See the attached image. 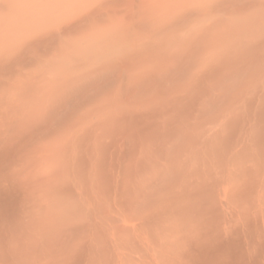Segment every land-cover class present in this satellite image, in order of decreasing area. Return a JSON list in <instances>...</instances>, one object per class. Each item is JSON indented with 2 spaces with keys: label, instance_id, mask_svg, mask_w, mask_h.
I'll list each match as a JSON object with an SVG mask.
<instances>
[{
  "label": "rangeland",
  "instance_id": "374dc122",
  "mask_svg": "<svg viewBox=\"0 0 264 264\" xmlns=\"http://www.w3.org/2000/svg\"><path fill=\"white\" fill-rule=\"evenodd\" d=\"M226 51H229L228 53L231 52L233 55V68L230 69V67L228 69L230 70L228 73L221 72L222 74L215 75L214 80L211 79L201 81L199 87L195 89L196 80H194V77L202 73L199 72L200 69L206 64V62H209L210 59L214 60L216 57L217 59H222L225 57L227 54ZM187 53H195L193 54L195 55V59L190 60L192 64L190 63V66L184 69L185 71H183L180 75L173 77V79H168L163 75H157L159 74V71L169 67V65L172 68L173 65L171 64H174L173 61L176 63L181 55L183 56ZM181 59L185 58L183 57ZM186 59H188L187 56ZM175 66L176 65L174 64V67ZM150 72H155V75H157L156 80H153L151 83H143L142 80L147 78ZM89 88L91 90L90 94V90H88ZM86 91H88V93H85ZM79 92L81 93L79 94ZM194 93L195 98H197L196 100L194 99L195 103L191 100V95ZM78 94L79 96L77 97ZM81 94H87V96H83ZM196 95H198V97ZM193 97L194 96L192 95V98ZM71 101L72 103H70ZM191 101L194 103L191 104L193 105L192 107L189 104ZM180 103L185 104L183 109H188L187 104L190 105V109H182L184 112H182V110L179 112L177 110L178 108L172 110L174 105H179ZM18 107L22 110L19 111ZM36 107H38L39 109L37 108V110H41L42 113L44 110V114L47 113L46 111H48L49 108L53 107L51 108V111L54 115L56 114L55 109L59 108L57 112L59 118L57 115L56 117L53 115L56 120V124H60H58L54 135L51 136L53 141L51 140V142L48 140L50 139V136H45L44 138H41L44 139L45 142L43 141V146L40 144V147L44 148L45 151L46 148L49 147V150H51L50 148L52 147V151H54L53 154H55V151L58 149H61V151L63 150L64 154L59 151L60 153L57 154H60L61 156L55 155V157H59L57 159L59 162L62 160L66 161H62V163L59 164L62 166L60 168L58 165L59 162H56L57 160L54 158V161L56 162L54 165L56 164L57 166V168H55L56 166H53L54 171L57 169L59 170V168L61 170V173L56 172L57 174H54L53 169L51 170L52 167H50V165L53 163L51 161H49L50 163H41V158L40 161H36L35 165L31 162L33 161L32 159L31 161L25 159V161L22 162L21 167H28V172L35 174L33 176L37 177V179L39 177L42 178V176L45 178L49 177V180L46 179L47 181L42 178L46 182V186L48 181H51V177L56 175V177H58V173H60L58 179L53 177L59 181L58 184L60 183V185L58 187H61L62 184L65 183L66 186L68 184V188H65L64 193L60 194H68V191L65 192L66 189H69L70 194L76 189L80 190L76 184H79V180L82 176L87 175L86 178L90 193L86 196L84 194L83 196L86 197L88 202L86 203L87 200L80 195L82 194L81 190H77L76 193L78 194V192H81L78 195L81 199L83 197V199L86 200L84 201V205L82 204L83 199L82 201L80 198L78 199V195L75 193L73 194L76 196L68 194L71 199L77 201L79 200L81 203L78 202L80 204L77 205V202L71 200L70 197L67 196L71 201H73L71 202L68 200L69 204L66 203V209L70 212L72 211L69 213L71 215L67 214V218L70 217L71 219L72 215L76 217V213H79L80 211L76 218H82L81 221L79 220L81 223L86 221L84 218H88L86 215H89L92 210L95 215H104L110 211V205L113 198L115 199V193L114 190L107 191L105 189V187L107 188L106 185L108 183L105 187H103V184L106 183V181H100L101 178L107 180L109 182L108 185L110 186L119 183V187L123 186V188L121 187L119 189V193L121 195H119V198H122L123 200L127 198L126 201H132V199L135 198V187L138 185H152L153 183L156 184L159 182V184L166 183L164 184L166 186L168 185L167 183H170L172 180V182H174L175 178L176 181H179L182 179V176H184L182 181L186 177H188L186 180L189 181L190 178H194L192 177L193 175L189 178V175L193 172L191 165H193V163L194 165L200 163L202 166L198 168L195 165V170L198 169L200 171V169L203 168L202 171H204V167H206L208 170H205V172L201 171L203 174H205L206 171L207 173L210 172L209 170H212L213 172L215 170L217 171L216 176L215 172L214 175L211 172L215 178L217 177L216 179L213 178L215 179V183H213L214 180L211 179L213 176L210 174L211 176L209 180L212 181L209 182L213 185L215 184L214 186H210L211 194H216L213 192L215 191L213 188L219 189L215 186H219L220 189L223 188L222 190L225 194V186L223 187L222 185L228 183V178L231 180H229V183L226 185L234 187V189H238V187L242 185L241 181H243L239 178H242V176L245 177V174L246 176L248 174L249 177V174L251 173H247V171H249L254 164L251 163L252 160L260 155H263L264 160V141H262L264 139V0H0V111H3L4 113L9 110V112H5L6 116L9 117L6 119L8 122H3L5 125H11L13 123L15 126L18 124L16 120L20 119L22 114H24L22 117H25L26 115L25 118H31L33 116L37 117L36 114H41V112L36 111ZM60 107L63 108V110L60 109ZM72 107L75 110L72 109ZM25 108H31L32 111L28 109L31 113L35 110V114L33 112V115H30L28 110ZM45 108L48 109L45 110ZM14 109H16V111ZM60 110L63 111V113H61L62 116L59 114L61 112ZM70 110L72 113L69 112ZM12 111L15 113H12ZM1 113L2 112H0V116H5ZM11 114V118L16 115L18 118L15 117V120H12L10 118ZM40 114H37L39 115L38 117H40ZM63 114L65 115L63 116ZM132 115L137 117L139 121H143L142 125L145 127L142 128L143 126L141 125L142 127L140 130H135V128H138L140 125L138 126V124H135L138 127L135 125H133L134 127L128 125L126 123V119ZM41 116L43 115L41 114ZM61 117H64L62 121ZM122 118H125V120H122ZM227 119L228 121H226ZM0 121L2 120L0 119ZM11 121L12 123H10ZM57 121L59 122L57 123ZM224 121H226L225 123L230 126L227 125V127L225 123L223 124ZM229 121H231V124L228 123ZM254 123L257 124L255 127H253ZM258 123L261 124H259L261 128H258ZM220 125H225L223 126L225 129L222 126L220 128L224 129L221 130L223 133L218 131ZM235 125L238 126L236 127ZM3 127L6 126L3 125ZM131 127H133L134 131ZM240 128L242 130L241 133ZM245 130L246 132H249V134H246ZM227 131L230 132V135ZM244 133V138L242 137L240 139V135L242 136ZM254 133L255 135L258 133V136L262 135V140L261 137L259 139L258 136L257 138L254 136V138ZM218 134L220 135L219 138L224 137L222 139L220 138V140L225 142L223 145L222 142L217 141L218 146L225 151H222L216 146V148L220 149L218 156L221 157L222 154H224V156L227 157V160H230L228 155H234L235 158L232 157L231 159L233 162L230 161L232 162V164L230 163L232 166L228 161L226 162V157L224 156L218 158L217 161L213 160L214 158L217 159V156H213L217 155L214 151L218 149L215 148L216 143L214 144V142L217 139L219 140V138L216 137ZM233 134L234 136L236 135L235 138ZM250 134H252V136ZM237 135H239V144L240 140L241 144L244 143L243 140H245L247 147L246 150H249L245 152L248 154L252 153L251 157L249 155H244V151L240 153L237 152ZM246 135L250 137V140H247L248 136ZM232 136L233 140L235 139L233 141L234 143L231 141ZM194 138L198 141V145H200L199 150L198 145L196 150L195 147L193 148L195 150L194 152L197 151L194 154L196 155L200 153V156L198 155L199 157L205 156L202 159L198 158L202 162H206L204 163L205 166L199 162V160L197 161L199 163L191 162V160H194L193 156H195L191 151V146L190 151L192 153L189 152V150L186 151L187 148L181 149L183 151L185 149V153L179 149L183 147L186 141ZM226 138L230 139H228V142L230 143L226 142ZM161 139H167V142L165 141L167 148H164V150L167 149L169 152L172 149L178 150L173 151L172 154L166 150V152H163V149L161 150L158 145V142L163 143V141H160ZM224 139H226V141ZM255 140L256 142L258 141V143L261 142L259 145H262V151H260L261 147L258 143L253 144ZM40 141L37 140L36 143ZM96 141L98 145L95 144ZM250 141H252V144H250ZM219 144H222L223 147H225L222 148V145L220 146ZM248 144L252 145L250 149L248 148L250 147ZM156 145H158V147ZM205 145L206 149H204ZM230 145L232 146L230 147ZM255 145L259 147L258 150L261 154L259 151L254 150L258 148ZM149 146L156 151L160 149L163 154L166 153L164 154V159L168 158L167 154L172 155L174 158V156H178V152H182L179 155H190V158L192 157V159L188 157L187 160L186 157V162L183 161L185 160L183 155L180 156V159L183 158L181 161L182 165L179 162V158H174V160L178 159V163H180L179 165L182 166L180 167H184V169L186 168L183 166V163L185 162L184 164H187V161H189L187 167L189 166L190 168H187L185 171L182 169V172L178 171L182 173V176L180 177L179 174V176L175 177L174 173H171L172 170L170 173L167 172L170 170H168V168L171 166H166L163 163L168 161L169 158L167 160L163 159L164 161L162 160L161 162L159 159H162L163 156L162 158L156 157V159L158 158L157 161H159H156L158 163V167H160L162 163L164 167H160L159 169L157 167L153 172L157 177L154 176L152 173L154 169L152 157L155 154L151 152L146 153ZM187 146L188 149H190L189 145ZM40 147H38L39 149H37V152L39 150L42 156L41 151L43 149H40ZM53 147H55V150ZM63 147H66L64 148L66 151ZM231 148H235V152ZM252 148L254 149L252 150ZM228 149L231 153L228 152ZM49 150L46 151V155H48V153H52H50ZM92 150L97 153L89 160ZM204 150H206L205 153ZM250 150L254 152H251ZM45 151L43 154H45ZM64 151L69 156L74 157L83 151L84 154H80L83 155L81 157H84L83 160L85 161L82 162L81 159V161H78V159L76 161L72 157L73 161L75 160L73 163H78L79 166L78 164H74V167L71 166L68 170L71 164L69 161V163H66L68 159H66L67 155ZM160 151H157L156 156L157 154H160ZM221 151L223 152L222 154ZM174 152H177L178 154L176 153L177 155H174ZM232 152H234V154ZM255 152H258L259 154H255ZM123 153H125V155H123ZM189 153L193 155L191 156ZM207 153L208 155L213 154V156H206ZM201 154L203 156H201ZM257 154L258 156H256ZM239 155L242 157L248 156V158L245 160L246 158H241ZM252 155L256 157L253 158ZM158 156L161 157L160 155ZM237 156L238 158L240 157V159L236 158ZM96 157H99L102 163L101 169L99 170L100 172H97L100 174H97L96 172H93L94 174H92L89 169L94 165ZM172 157H170L171 160H173ZM260 157L256 158L261 162L260 165H258L260 169H258V167L256 169L257 171L259 170L257 172V176L259 173L264 171V166H262L264 162L262 163V156ZM205 158L206 160H203ZM195 159L197 160L196 157ZM208 159L211 161L208 162ZM220 159L225 160V162L222 160L225 164L222 161L219 162ZM234 160H236L237 163ZM237 160H239V163ZM242 160L246 162H243ZM213 161H216V163ZM255 161L256 164L254 165L257 166L259 161ZM29 163L31 164L30 166H28ZM170 163L172 165V161H170ZM209 163H211V165ZM220 163L224 164L222 169L220 166L222 167L223 164L220 165ZM226 163L228 164L226 165ZM241 163H243V166L245 163H247L246 165L251 163V166L249 169L245 170L244 168H246V165L243 167L241 166ZM179 165L175 166L178 167ZM207 165L210 166L207 167ZM216 165L218 167H216ZM229 165L231 167H229ZM234 165L237 170L233 167ZM213 166L214 169H209ZM225 166H227V168ZM239 166L243 167L242 170ZM13 167L19 169L21 173H23L20 166ZM32 167L34 171H32ZM165 167H167L165 169V173H167L166 177L168 178V182H164V180H166V177L165 179L163 177L164 175L161 179H159L162 174H165L163 172ZM161 168L162 172H160V175L156 170L161 171ZM171 168H173V166ZM215 168H219V170L221 169L222 172H218V169ZM229 168H231V171ZM261 168L263 169L261 170ZM223 169H225L224 171H226V174ZM253 169L255 170V168ZM64 170L65 173H63ZM67 170L70 171V173L67 172ZM176 170H179V167ZM189 170H191V172ZM198 170L194 171L192 174H195V172L199 174ZM232 170H236V172L239 171L240 174L238 172V175H236V173L234 174ZM254 170L253 173H251L252 175L250 174V177L256 174L254 173ZM173 171L175 172L174 169ZM241 171H244L245 174L242 175L243 173L241 174ZM51 172H53V176H50L52 174ZM76 172H78V174ZM82 172L85 174L88 172L90 177H92V174L94 178L92 177L93 179L90 180V177L88 178L89 174L85 175L83 173L80 175ZM185 172L188 176L183 175ZM232 172L234 176L236 175L235 177H232ZM219 173H221V175ZM169 174L172 176L174 175V179H172V176L170 177ZM98 175L100 176L98 177ZM151 175L153 176L151 177ZM199 176L204 177L202 174H199ZM220 176L221 179L218 178ZM257 176H253L256 177L257 181L255 178L251 177L255 184L260 182L259 178L261 179V176H259V178ZM106 177H108V179ZM150 177L151 179L153 178V180H151ZM177 177H180V179L177 180ZM248 177H246L247 180ZM60 178H68V181L66 180V182ZM162 178L164 180H162ZM222 178H224V180ZM42 179L41 181L37 180L38 183H43ZM83 179L84 181L86 180L85 177H83ZM219 179L224 183L220 182ZM232 179H235L238 185L236 181L233 184ZM94 180L99 183L94 182ZM247 180L242 183H249L250 180ZM57 181L52 179V185ZM63 181L64 183H62ZM217 181L222 183V187ZM172 182L170 184L174 185ZM239 182L241 185H239ZM94 183L96 185L102 183V185L100 184L101 186L98 185V187L100 186V191L97 190L99 192H97L96 195L91 192V188ZM70 184L72 186H70ZM155 184L154 186L148 187V189L153 188V191L149 189L152 192V198H158L160 196L158 191H161V194L163 190L164 192L161 194V197L162 199L168 197L166 198L168 200L170 196H167L165 193L169 190L160 188L159 186L161 185L159 184H157V187L159 188H154ZM180 184L181 183H179V185ZM43 185L40 186L41 195L38 200L40 207L42 205L44 206V203L48 205L49 200L53 198V193L51 191L50 195L49 193H47V195L43 192V190L47 188L43 187ZM55 185H57V183ZM164 185L161 187L165 188ZM74 186L76 187L74 188ZM111 187L108 186L110 189ZM154 189L155 191L157 190L155 193ZM220 189L217 191L220 192V194H223ZM136 192L139 194L138 190ZM210 193L207 194L208 196H205V198L209 199V195L212 196ZM184 194L185 193L182 195ZM231 194L232 192H230V195ZM153 195H157L158 197ZM163 195H166V197ZM219 195L216 194L214 197L212 196L213 198L211 197V200L214 199L217 202V200L221 197V195ZM228 195L229 194L225 195L226 198H223L224 196L222 195L220 199L221 202H219V204L222 203L224 206H228L229 201H224L225 199H228ZM59 196L57 201L60 200L61 203L60 201H56L57 203L54 202V206H57L59 203H64L65 199L63 198L65 195H61L60 198L63 196L61 199ZM122 196L126 197L123 198ZM172 196L176 195L174 194ZM236 196L237 197L234 198L235 195H231L229 197V200L231 198L230 202L237 200L238 195ZM241 196L243 197V195H240L239 197ZM67 197L65 198L68 199ZM119 198L117 199L119 200ZM154 198L153 201L151 200V203L155 201ZM195 198H197V196ZM122 199L121 201L119 200V202L122 203ZM190 199L196 200L191 197ZM197 199H201V197L198 196ZM211 200H209V203H211ZM238 200L242 201L239 198ZM213 201L212 203L215 202ZM156 202L161 203L162 201ZM216 202L214 203L215 205ZM71 203H75L74 207ZM126 203L127 202H125V205H128V203ZM155 203L154 205L157 208L158 205ZM120 204H118L119 207L123 209L125 205L122 208ZM47 205L44 207V212L47 209ZM82 205L84 208L81 209L80 206L82 207ZM224 206H221V208H224ZM59 207V205L57 207H53V210L57 209L55 212L58 214L63 212L61 211L63 206L60 209ZM127 207L129 208V205L125 207L126 209L124 208L125 211H122L125 213L126 211H129L128 214L132 215V211L130 212V209L128 210ZM228 207L225 208L228 210ZM85 209L86 212H83L85 213L84 217L82 210L84 211ZM121 209L119 214L123 213ZM216 209L219 212H222L223 210L220 208ZM113 213L118 214V210ZM128 214L126 213L127 216H129ZM118 215L116 217H118ZM63 217L66 218L64 215ZM124 217L125 216L122 218ZM64 218H61V221ZM75 221L76 219H74V224ZM57 240L55 243L54 240L53 243L58 247L60 241L58 240V244ZM9 258H7L8 261H6V263H9ZM4 260L6 259H0V264H2L1 261H3V264H6Z\"/></svg>",
  "mask_w": 264,
  "mask_h": 264
},
{
  "label": "bare ground",
  "instance_id": "6f19581e",
  "mask_svg": "<svg viewBox=\"0 0 264 264\" xmlns=\"http://www.w3.org/2000/svg\"><path fill=\"white\" fill-rule=\"evenodd\" d=\"M228 52L225 55V57H223L222 59H217V57H216V58H214V60L210 59L209 62H206V64L199 71L202 73L199 75H196L194 77V80H196L195 89L197 87H199V85L201 84V81L211 80V79L214 80L215 75H220V74H222L221 72L228 73V71H230L228 69L230 67H231L230 69L233 68L232 67V66H234L233 55L231 54V52L230 53H228ZM190 54H192V55H190ZM190 54L187 53V54H184L183 56L181 55L180 57L181 58L184 57L185 59H181L179 57L180 59L178 58L176 63H175V61H173L174 64L176 65L175 67H174V64L172 63L171 64V65H173L172 68L169 65V67L159 71V74H157V75H163L168 79H173V77L180 75L183 71H185L184 69H186L187 67L190 66V63L192 64V62L190 60L195 59V55H193L195 53H190ZM186 56L188 57V59H186ZM241 67H242V65H241ZM234 72H231V73H234ZM157 75H155V72H150L148 74L147 78H144L142 81H143V83H151V82H153V80H156ZM88 90H90V88ZM90 92H91V90L89 91V94H90ZM80 93L81 92H79V94ZM82 93H83V91H82ZM85 93H88V91H86ZM79 94L77 95V97L79 96ZM81 95H83V94H81ZM84 95L87 96V94H84ZM192 95L194 96L193 98H192ZM192 95H191V100H193V102H194L197 98H195V93ZM196 96L198 97V95H196ZM193 102L191 101V103L189 102V104L191 105ZM70 103H72V101ZM82 103H80V104H82ZM184 103H180L179 105H177V104L174 105L172 107V110H175V108H178L177 110L179 112H181V110L184 108V105L186 104V103L185 104ZM190 105L187 104L188 109H190L189 108ZM192 106L193 105H191V107ZM30 107H33V106H30ZM73 107H74V105H73ZM73 107H72V109L75 108V107L74 108ZM8 108H10V107H8ZM21 108H22V106H21ZM37 108L38 107H36V111H38ZM51 108H53V107H51ZM51 108H49V110L46 111L47 113L44 114V110L42 113V111H41L42 108L40 107L41 110L38 112H41V114L43 115V116H41L40 113H37V114H40V117H38L39 115L36 114L37 117H34V116L31 118L27 117L28 118L27 119V118H25L26 115H25V117L24 116L22 117V115H24V114H22L20 119L16 120L18 122V124L16 122L17 125H15V126L12 123V121L10 122V123H12L11 125L10 124L5 125L3 122V121H7L6 119L9 118L8 116H6V113H7V111L9 112V110L5 111L6 113L5 112L3 113V111H0L3 113V115L6 116V118H5V116H2V115H1L2 117L0 116L1 117L0 119L2 120V121H0V259L1 260L6 259V260H4V262L6 263V261H8L7 258L10 257L9 263L7 262L6 264H264V171L261 172V170L264 167L261 168V170H260V172L262 174L259 173L257 176V172L259 170L257 171L256 169H257L258 165H260L261 162L256 158L262 156V160H263V155L258 156L260 151H262V147H261L262 145H259V144H261V142H259V143H258V141L256 142L257 139L254 141L253 144L258 143V145L261 148H260V151L258 150L259 147L257 145H255L256 147H258L257 149L252 148V150L254 149L255 151L256 150L259 151V153L255 152V154L258 153L256 155L258 157L254 156L255 154L253 153L254 154V155H252L253 158H255V157L256 158L255 159L252 158V159L254 161L255 160L259 161V164H257V166L254 165V164H256V161L254 162L252 160L251 163L252 164L254 163L253 166H255V167H253V166L252 167L255 168V170L252 167H251V169H249L251 166V163H249L250 165L249 164L246 165L247 163H245L246 168H244V169L245 170L249 169V171H247V173L248 172L253 173V170H254V173H256V174H254L253 176L256 175L258 178H259V176H261V179L259 178L260 182L255 184L254 180L251 178L253 176L250 177L251 173L249 174V177H248V174L246 176V174L244 173L245 170L243 169L244 171L243 172L241 171V174L242 173H243L242 175L245 174V177L242 175H240V176H242V178H239L238 176L237 177L239 179H242L243 181L245 180L246 177H248V180H247V178H246V180L247 181L250 180L251 183L250 182L249 183L248 182L242 183L243 181L239 180V181H241L242 185L239 182V185H241V186L238 187V189H234V187H229V185H226L229 183V180H231L230 178H228L229 179L228 183L225 182L226 184L222 185L223 187L225 186L224 187L225 192H226L225 194L223 193V190H222L223 188L220 189L219 186H215V187H218L220 189L221 193H223V194H220V192H218L219 189L211 187L215 191L218 190L217 192H215L213 190L212 191L214 193H216L217 195L220 194L221 197L223 195L224 196L223 198H226L225 195L229 194L228 199H225V200L222 199L225 202L231 201V198L229 200V197L231 195H233V196L235 195L234 198H236L237 197L236 195H238V198L241 199L242 201L238 200V198H237V200H234L232 197L234 202H230V203L228 202V206H229L228 207L226 205L224 206V204H222V203L219 204V202H221V200H220L221 197L220 198L218 197L219 200H217V202H216V200L213 199L216 202V205L219 204L216 207V205L214 204L215 202L213 200H211V197L212 196L214 197L216 194L214 195V194L210 193L211 192L210 186L211 185L214 186L215 184L213 185L210 182L212 180H214L213 183H215V179L217 178V177L215 178L217 171L216 170L214 171L215 176H213L214 172L212 170H209L210 171V172H208L209 174L207 173V171L205 174H203V173H201V171L203 169L201 167L202 169H200V171L198 169L197 170L199 171V174L204 175V177L199 176V174L197 172H195V174H192L194 171H197V170H195L196 166L198 168H200V166H202L199 162H201L203 165H204V163H206V162H202L201 160L198 159V158L202 159L203 157H205L202 154H201V156H203V157H199L200 156L199 151H198L199 154H196L197 156L194 154L197 152V151L196 152H194V151L198 148L197 145L199 144L195 138L186 141L185 144L183 145V147L179 148L180 150L183 148H185V149L187 148L186 151H188V150H189V152L192 151L195 156H193L194 160H191V162H195V163L200 164V165L195 164L196 165L195 166L193 163L194 166L191 165L193 172L191 174L189 172H187V173L190 174L189 178L192 175H193L192 177H194V178H192V179L190 178L189 181L186 180L188 177H186L182 181L184 176L181 175L182 174L181 172H182V169L185 171V170H187V168H190L189 166L187 167L189 161H187V164H184L186 162V157L188 160V157L190 158V155L185 156L186 154L185 155L181 154V155H183V158L185 159V160H183V158L180 159L181 155H179V154L184 152L185 149H184V151L181 150L182 152L177 151L179 154L177 152H174V155L178 154V156H174V158L175 157L179 158V160H180L179 162L181 163V165H182L181 161L182 160L185 161L183 163V166H185L186 169H184V167L181 168L182 166L179 165L180 163H178V159H176L177 161L174 160V158L170 154L169 155L167 154V157L169 159L168 158L164 159V154H166V153L163 154L160 151V149L161 150L163 149V152L168 151L167 149H165L166 151L164 150V148H167L166 147L167 146V144H166L167 139L166 140L161 139L160 141H163V143L158 142L160 149L157 150V151H160V154H157V156H156L157 151L155 149H153L151 146H149L146 150V153L151 152V153L155 154L154 155L155 158H154V156L152 157V162H154V169H153L152 173L158 167L157 162H159V161H157V159L162 158V156H163V158L159 159V160H161V162H162L163 159L164 160L168 159L169 162L168 161L163 162L164 165H166V166L169 165L171 167L173 166V168L169 167L168 170L169 169L170 170L167 172L170 173V171L172 170L171 173L172 174L174 173L175 177L179 176V174H180V177L182 176V179H180V177H177V180H179V179L180 180L176 181V178H175L176 182L175 181L172 182L173 180L172 181L169 180L172 183H174V185L170 184L171 182L167 183L169 185V187H168V185H166L168 188L164 185L166 183L162 184L161 182H160L161 184H159V182H157L155 184L152 181V183H153L152 185L140 184L137 187H135L136 188L135 192H134L135 198L132 199V201H129V200L126 201V199H127L126 198V199H124L125 200L124 201L122 198H119V195H120L119 189L121 187L123 188V186L119 187L120 184L116 183L113 186L111 185L112 186L111 187L110 185H108L109 182L107 180L101 178L102 180L100 179V181H103V180L106 181V183L103 184L104 185L103 187H105V185L108 183L106 185L107 188L105 187V189L107 191L114 190V193H115V199L113 198V201L110 205V211L104 215H95V214H93V210H92V212L89 214L90 216L86 215L88 217V218H86L84 215L85 213H83V212H86V209L84 211L82 210L83 216L85 217V218L84 217L83 218L86 219V221L80 223L82 218H80V219L76 218L77 214L80 213L79 210H78L79 213H76V217L74 215L71 216L73 218V220H72V218L70 219V217L69 218L66 217L68 215H71L69 213L72 212V211L70 212L66 209L67 208L66 203H68L71 200H74V199H71V197L69 196L73 193L78 195L82 192V194H80L82 196L84 194L86 196L90 193V191L88 189L89 185H88L87 178H86V176H87L86 174H89L88 173L89 171L86 174L84 172L80 173V175H82L83 173L86 175V176H82V178L80 179L81 181L79 180V184L77 183L78 185L76 184V186L79 187V189L81 190L80 193L79 192H78V194L76 193V191L78 189L74 190V188L76 187V186H74V188H73L74 191L71 190V191H73V193L70 194L69 189L68 190L66 189L65 192L68 191L69 195L68 194H60V193H64L65 188H68L67 187L68 184L66 186V183L62 184L61 187H58L60 185V183L58 184L59 181H57V179L61 173L60 168L62 167L59 164L62 163V161H66V160H62L61 162H59L57 160L59 157L57 158V157H55V155L59 156L60 154H57V153H60V152H62V154H64L63 150L61 151V149L60 150L58 149L55 151V154H53L54 151H52V147L50 148L51 150H49V147H48V148H46V151L49 150L50 153L51 152L52 153L51 154L48 153V155H46L47 152L44 150V148L40 147L42 145V142L44 141V139H41V138H44L45 136H50L49 137L50 139H48V140L53 141L51 136L54 135V132L57 130V127L59 124L58 123L59 121H57L58 124H56V120L53 117L54 113L51 111ZM11 109H13V108H11ZM16 109H14V110L16 111ZM28 109L31 110V108H28ZM28 109H26V110H28ZM33 109H35V108H33ZM46 109H48V108H45V110ZM58 109L57 108L55 109L56 110L55 111L56 114L54 115L55 117H56V115L58 117V114H57ZM60 109L63 110V108H61V107H60ZM64 109H66V108H64ZM185 109L188 110L187 108H185ZM185 109H183V110H185ZM21 110L19 108V111H21ZM29 110H28V112L30 115H33L32 114L33 112L35 114V110L32 113ZM62 110H60L61 111L59 113L60 116H62L61 115V113H63ZM183 110H182V112H184ZM64 112H65V110H64ZM69 112H71V110ZM12 113H15V112L12 111ZM19 114H20V112H19ZM29 114H27V115H29ZM64 115L65 114H63V116ZM11 116H12V114L10 115V118H11ZM15 117L18 118L16 115L11 119L15 120L14 119ZM2 118H4L5 120ZM21 118H23V119H21ZM58 118H56V119H58ZM63 119H64V117H61V121ZM58 120H60V119H58ZM122 120H125V118H122ZM226 121H228V119ZM226 121H224L223 124ZM230 122L231 121H229L228 123H230ZM126 123L130 126H133L135 124H138V126L140 125L139 127L135 125L136 127H138V128H135V130H137V129L140 130V128L142 126H143L142 128L145 127L144 125H142L143 121H139L137 117H134V115L127 117ZM225 124H226V126L229 125L227 123H225ZM259 124L260 123H258V126H259ZM3 125L6 127H3ZM145 125H146V123H145ZM256 125L257 124L254 123L253 127H255ZM221 126L223 127L225 125H220L218 131H220V133H223L221 130H224L225 128L223 127L224 129H220ZM243 126H244V124H243ZM243 126H242V128H243ZM133 127H131V129H133ZM258 128H261V127L259 126ZM231 129H232V127H231ZM133 131H134V129H133ZM229 131H231V130H229ZM229 131H227V132L230 135ZM241 132H242V130L240 128V133ZM245 132H246V130H245ZM247 133L249 134V132H246V134ZM135 134H136V131H135ZM219 134L216 137L219 138V136H220ZM231 134H232V132H231ZM243 135H245V133L242 134V136L240 135V139L242 137L244 138ZM250 135L252 136V134H250ZM227 136H228V134H227ZM233 136H234V134H233ZM233 136H232V140H231L232 142L235 140V139L233 140ZM246 136H248V135H246ZM254 136L257 138L258 133H257V135H255V133H254L253 137ZM235 137H236V135L234 136V138ZM238 137H239V135H237L236 141H238V139H239ZM260 137L262 140V135L258 136L259 139H260ZM220 138H219V140L217 139L214 142V144L216 143L215 148H216V146L218 148H220L218 146V143H217V141L222 142V140H220ZM222 138H224V137H222ZM36 139L39 141L41 140L40 141L41 143L37 142L38 143V145H37ZM226 139H227V141H226ZM226 139H224V140L226 142H228L229 138H226ZM230 139H231V137H230ZM247 140H250L249 136H248ZM243 141H244V143H242V144H241V140H240V144H239V141H238V143L236 142L238 144V148L236 146H233V147H236L237 152L240 153V152L244 151L243 152V154L245 153L244 155H249L251 157L252 153L248 154L245 152V151H249V150H246L247 149L246 142H245V140H243ZM262 141H264V139ZM250 142H251L250 144H252V141H250ZM222 143H223V145L225 144V142H222ZM228 143H230V142H228ZM95 144L98 145L97 141ZM250 144H248V145H250ZM64 145H66V144H64ZM158 145H156V146L158 147ZM187 145H189V147L191 146L192 150H191V147H190V149H188ZM203 145H204V142H203ZM223 145H222V148L225 147V146L223 147ZM232 145H230V147ZM198 146H199V148H198V150H199L200 145H198ZM38 147H40V149H43L42 150L43 152L41 151L42 156L44 155L43 158H42L39 150L37 152V149H39ZM194 147H195V150L193 149ZM205 147H206V145L204 146V149H206ZM251 147H252V145H250V147H248V148L250 149ZM253 147H254V145H253ZM53 148L55 150V147H53ZM64 148H66V147H63V149ZM218 148H216V149H218ZM220 149H218L219 151L216 150L217 152L214 151L215 153H217V155L213 156V154H209L213 157L217 156V159L214 158L213 160L217 161L218 158H221L222 156H224V154H222L223 153L222 151H224V149L223 150L221 149L222 150L221 151L222 156L221 157L218 156ZM229 149H228V152H230ZM231 149L235 152V148L234 149L231 148ZM89 150H88V155H89ZM175 150H178V149H172L171 150L172 152L171 151L170 152L168 151V152L172 154L173 151H175ZM44 151H45V154H43ZM154 151H156V152H154ZM205 151L206 150H204V153H205ZM207 152H208V150H207ZM234 152H232V153L234 154ZM251 152H254V151H251ZM80 153H83V151ZM80 153L76 157H74V156H69L65 152V154L67 155L66 159H68L66 163L70 162V164H71L70 167L68 168V170L71 168V166L74 167V164H78V163H73V162H75V160L77 161V159H78V161H81V160H82V162L85 161V160H83L84 157H81L83 155ZM96 153H97L96 151L92 150L90 153V156H89L90 157L89 160ZM191 153H189V154H191ZM226 153H227V151H226ZM236 153H235V155H236ZM239 153H237V154H239ZM193 154H191V156ZM243 154H241V155H243ZM123 155H125V153H123ZM158 155H160L161 157H159ZM209 155L207 153L206 156H209ZM169 156L172 157L173 160H171ZM72 157H73V159H75L74 161H73ZM156 157H158V158L156 159ZM195 157L197 158V160L195 159ZM224 157H226V156H224ZM228 157H230V160H227V157H226V159L225 158L224 159L226 160V162L228 161L229 164L230 163L232 164L233 161L231 159H232V157H234V155L231 156V154H230V156L228 155ZM240 157L246 158L245 160H247V158H248V156L247 157L240 156ZM240 157L238 158V156H237L236 158L240 159ZM40 158L42 159V161H40ZM54 158H56L55 160H57L56 162H59L58 165L60 166L59 170L55 169L56 171H54V169H53V166L54 167L56 166V164L54 165V163H56L54 161ZM209 158H211V157H209ZM25 159L30 160V161L32 159L34 162L33 161H31V162L34 165H35L36 161H40L41 163L42 162L48 163L49 161H51L53 164H51L50 167H52L51 170L53 169L54 174H57L56 172H60V173H58V175H59L58 177H56L57 175L53 176L54 175L53 172H51L52 174L50 175V176L57 178V179H55V178L51 177L53 180L57 181L56 182L57 185H55L56 184L55 182H54L55 184L52 185V182H51L52 179L50 178L51 181H48V184L46 186L45 181H47L46 179H48L49 177L45 178L42 176V178L45 179V181L39 176H38L39 178L37 179V177L33 176L35 174H32V172L31 173L28 172V167H21L22 162L25 161ZM86 159H87V157H86ZM190 159H192V157ZM198 160H199V162H197ZM203 160H206V158ZM222 160L220 159L219 162H221ZM225 160H223V161L225 162ZM170 161H172V165H171ZM210 161L208 159V162H210ZM216 161H213V162L216 163ZM230 161H232V162H230ZM234 161L236 162V160H234ZM237 161L239 163V160H237ZM250 161H248V162H250ZM243 162H246V161H243ZM263 162H264V160L262 161V163ZM30 163L28 166L31 165ZM63 163H65V162H63ZM163 163H162V165H163ZM165 163H167V164H165ZM175 163H178V164H175ZM211 163H209V164L211 165ZM223 163H220V165H222ZM190 164H192V163H190ZM224 164L222 165V167L220 166L221 169L223 168ZM227 164L228 163H226V165ZM242 164L243 163H241V166H243ZM162 165L160 167L163 168L164 165L163 166ZM175 165H179L178 166L179 170H176L178 167ZM210 165H207V167ZM217 165H219V164H217ZM217 165H216V167H218ZM230 165H229V167L232 166V165L231 166ZM13 166H20L23 173H21V171L19 169H16ZM78 166H79V164H78ZM101 166H102V163H101L100 158L96 157L95 161H94V165L91 168H89L90 173L94 174L93 172H96V173L100 172L99 170L101 169ZM145 166H146V163H145ZM214 166L212 168H209V169H214ZM262 166H264V164ZM262 166H260V167H262ZM80 167H77V168H80ZM160 167H158V169ZM193 167H195V168H193ZM225 167L227 168V166H225ZM233 167L236 168L235 165ZM237 167H238V165H237ZM243 167H240V169L242 170ZM55 168H57V166ZM64 168H65V165H64ZM162 168H161V171L156 170V171H158V174H160V175H161L160 172H162ZM166 168L167 167H165L163 169L164 173L166 171L165 170ZM31 169H33V167ZM89 169H86V170H89ZM173 169L175 170V172L173 171ZM204 169L208 170V169H206V167H204ZM215 169H218V172H220V171L222 172V170L221 169L219 170V168H215ZM229 169L231 171V168H229ZM258 169H260V168L258 167ZM68 170H67V172L70 173V171H68ZM205 170L202 172H205ZM224 170L225 169H223V171ZM236 170H237V168H236ZM236 170L233 172H234V174L236 173V175H238L239 171L236 172ZM250 170H252V171H250ZM32 171H34V169ZM79 171H81V170H79ZM156 171H155V173H156ZM178 171H181V172H178ZM189 171L191 172V170H189ZM228 171H227V173H228ZM230 171H229V173H230ZM211 172L213 173V175L211 174ZM225 172L226 171H224V173ZM233 172L231 175H233ZM63 173H65V170ZM76 173L78 174V172H76ZM92 174H91V176L93 177ZM97 174H100V173H97ZM166 174L167 173L162 174L160 177L158 175L159 179H161V177L163 175H164L163 177L165 179ZM210 174L213 176V177H211L212 180H209L210 176H211ZM219 174L221 175V173H219ZM239 174H240V172H239ZM153 175L156 176L154 173H153ZM153 175H151V177ZM183 175L188 176L186 174V172H185V174L183 173ZM99 176L100 175H98V177ZM171 176L172 175H170V177ZM173 176L171 177L172 179H174ZM235 176L233 175L232 177H235ZM79 177H81V176H79ZM83 177H85V179H86L85 181H84ZM89 177H90V174L88 175V178ZM92 177H90V180L94 178V177L93 178ZM151 177H150V179H151ZM40 178L43 180V183L42 182L38 183V181H41ZM64 178H60V179L68 181V178L67 179H64ZM106 178L108 179V177H106ZM213 178H215V179H213ZM218 178L221 179V176ZM249 178H251V179H249ZM253 178L256 179V177H253ZM164 179L162 178V180H164ZM222 179L224 180V178H222ZM151 180H153V178ZM225 181H226V179H225ZM235 181L236 180L234 179L233 184ZM252 181H253V183H252ZM256 181H257V179H256ZM50 182H51V184H50ZM94 182H96V181L94 180ZM164 182H168L167 177H166V180H164ZM177 182H179L181 184L179 185V183H177ZM220 182L224 183L222 180H220ZM62 183H64V181ZM96 183H99V182H96ZM175 183H177L178 185ZM222 183H219V185L221 186ZM236 183H237V181H236ZM100 184L102 185V183H100ZM100 184L96 185L94 183V185L91 188V192L95 193V195L97 194V192L100 191L99 190V187L101 186ZM154 184H155L154 188H156L157 184H159L161 186H163V185L165 186V188L159 186L160 188L168 189L170 191V192L169 191L167 192L165 190L166 191L165 194L167 196H170L168 200L166 199V198H168V197H166V195H163L166 198L164 197L165 199H162L161 194H163L164 191L161 189L162 190L161 194H160L161 191H158L160 196L157 194L158 192L156 194L159 197L157 195H153V196H156L158 198L153 197L155 199V201L153 203H151V200L153 201L152 192H151V191H153L152 190L153 188L152 189L149 188V189H151V191H150L148 189V187L154 186ZM41 185H43V187H47L46 189L43 190L44 193H46V194L49 193V195L51 194L50 191L53 193V196H52L53 198L52 199L50 198L51 200H49V204L47 205L44 203V206L43 205L41 206L43 209L40 207V205L38 203L39 197L41 195L40 194V192H41L40 186ZM98 185H100V186L98 187ZM216 185H217V183H216ZM237 185H238V183H237ZM70 186H72V185L70 184ZM108 186L111 187V189L108 188ZM226 186H228V187H226ZM159 187H157V188H159ZM41 189H43V188H41ZM80 190H78V191H80ZM97 190H99V191H97ZM137 190L139 191L140 195L137 194V192H136ZM156 191L154 189V193ZM208 192L212 195V196L209 195V197H210L209 199L205 198V196H208L207 195V194H209ZM230 192H232L231 195H230ZM150 193H151L152 199L150 198ZM183 193H185V194L182 195ZM46 194H44V195H46ZM59 194H60V196L61 195H63V196L65 195V197L68 196L71 199L70 200L68 197H67L68 199H66L65 197L63 198V196H62L61 198L65 199V201H66V202L64 201V203H63V199H62L63 204H60L61 201L58 200V201H60V203L57 204V206L58 205L60 206L59 209L63 206V208H61V211H63V212L60 214L55 212V210L57 211V209L54 208L55 210H53V207H57V206H54V202L57 201ZM174 194L176 196H172ZM193 194L196 195L197 198H198V196L201 197V199L195 198L196 196H194ZM239 194L243 195V197L242 196L239 197L240 196ZM76 195H74V196H76ZM60 196H59V198H60ZM83 197H82V199H83ZM125 197H123V198H125ZM190 197L194 198L196 200L190 199ZM74 198H76V197H74ZM79 198H80V196L78 197V199ZM84 198L86 199V197H84ZM117 198H119L120 201L122 199L123 200L122 203L119 202V200ZM218 198H215V199H218ZM82 199H81V201H82ZM157 199H160V200H157ZM86 200L83 199V202H82L83 205L85 204L84 201H86ZM209 200H211V203H209L210 202ZM74 201L77 202V205L81 203V201H79V200L78 201L74 200ZM156 201H162V202L160 203V202H156ZM212 201L214 203H212ZM71 202H73V201H71ZM78 202H80V203H78ZM87 202H88V200L86 201V203ZM125 202H127L129 205V208L127 207L128 210L130 209V212L132 211L131 213H133L132 215L130 214L131 216L128 214L129 211L128 212L126 211V213L129 216H127L126 213L122 211V210L125 211V209H126L125 207L128 206V205H125ZM154 203L156 205H158L157 208L154 205ZM159 203H160V205H159ZM71 204H73V203H71ZM74 204H73V207H74ZM118 204H120V206L122 208L125 205V207H124L125 209L124 208L121 209ZM151 204H152V206L154 205L156 209L154 208V206L152 207ZM45 205H47V207H46L47 209L44 212ZM83 205H82V207L80 206L81 209L84 208ZM117 205H118V207H117ZM221 206L222 207L224 206V208H221ZM68 207H70V206H68ZM225 207H228V210ZM80 208H78V209H80ZM216 208H220L221 210L223 209L224 212H223V210H222V212H219V211H217ZM74 209H70V210H74ZM120 209L123 212V213H121L122 217L125 216L124 218H122L121 214H119ZM116 210H118V214L120 216L116 213H113ZM225 210H227V211H225ZM75 211H74V213H75ZM134 211H135V213H134ZM123 214H125V215H123ZM63 215L66 218H64ZM117 215H118V217H116ZM132 216L133 217L135 216V217L133 218ZM128 217H130V218H128ZM61 218H64V219H62V221H61ZM74 219H76L75 224L73 223ZM58 220H59V222H58ZM177 220H178V222H177ZM57 238L60 241L61 245L58 243L59 241L57 240ZM56 240H57V243L59 244L58 247L56 245H54ZM7 241H8V244H7ZM53 241H54V243H53ZM1 262L3 264V261H1Z\"/></svg>",
  "mask_w": 264,
  "mask_h": 264
}]
</instances>
